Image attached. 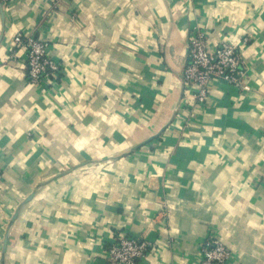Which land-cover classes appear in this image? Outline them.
<instances>
[{
    "label": "crops",
    "instance_id": "1",
    "mask_svg": "<svg viewBox=\"0 0 264 264\" xmlns=\"http://www.w3.org/2000/svg\"><path fill=\"white\" fill-rule=\"evenodd\" d=\"M196 31L249 39L247 92L189 96ZM17 33L61 63L51 88ZM0 169V264H106L119 234L152 244L139 264H198L209 235L264 264V0L0 1Z\"/></svg>",
    "mask_w": 264,
    "mask_h": 264
},
{
    "label": "built area",
    "instance_id": "2",
    "mask_svg": "<svg viewBox=\"0 0 264 264\" xmlns=\"http://www.w3.org/2000/svg\"><path fill=\"white\" fill-rule=\"evenodd\" d=\"M0 1L5 4L11 0ZM248 42L249 39L245 37L239 43L222 41L210 47L209 37L205 33H194L187 45L182 81L192 90L188 94L198 105L206 103L213 83L222 82L244 92L249 90V70L241 59V51ZM12 48L24 51L27 82L47 89L61 76L63 67L59 60L48 55V43L33 33H17ZM2 180L0 169V182ZM151 250L152 244L148 240L119 234L106 247L104 260L106 264H139L148 258ZM199 252L198 264H227L232 259V252L214 235H209L202 242Z\"/></svg>",
    "mask_w": 264,
    "mask_h": 264
}]
</instances>
